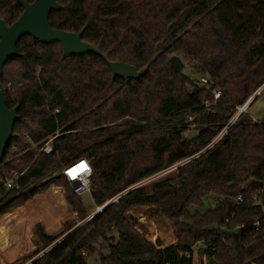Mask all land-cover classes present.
<instances>
[{"label":"trees","instance_id":"obj_1","mask_svg":"<svg viewBox=\"0 0 264 264\" xmlns=\"http://www.w3.org/2000/svg\"><path fill=\"white\" fill-rule=\"evenodd\" d=\"M57 1L62 9L50 13L52 27L84 29L82 39L110 61L148 71L113 80L96 54L63 58L60 43L31 36L17 43L18 55L0 78L7 106L20 105L0 175L24 173L8 194L0 186V216L51 184H69L53 174L82 158L92 166L93 203L109 202L59 241L39 231L45 251L30 264H87L101 250L107 254L100 264H195L184 234L199 244L201 264L203 257L211 264H264V120L241 115L201 152L264 86V0ZM22 11L19 0H0L8 25ZM172 55L189 58L196 77L176 72ZM50 136L53 152L36 155L30 145L38 148ZM68 202L83 215L72 196ZM139 206H155V217L175 227L177 244L158 248V240H148L128 218Z\"/></svg>","mask_w":264,"mask_h":264},{"label":"rangeland","instance_id":"obj_2","mask_svg":"<svg viewBox=\"0 0 264 264\" xmlns=\"http://www.w3.org/2000/svg\"><path fill=\"white\" fill-rule=\"evenodd\" d=\"M182 60L184 73L195 78L196 74L192 70L189 58L185 57ZM247 116L251 119L264 120V91H260L255 96L248 107ZM187 134L189 135V132ZM30 148L38 151L35 144H31ZM59 173L61 171L53 176ZM167 173L168 171H164L155 174L142 184L150 185L153 181L164 178ZM51 177L52 175L46 177L41 183ZM70 196L83 206V215L69 204ZM206 207L210 206L206 203ZM96 209L97 206L93 203L90 193L84 192L78 195L70 184L63 183L51 184L26 202L12 205L0 216V264H30L45 251L41 249L39 231L58 236L56 241H59L74 228L85 223L83 220L94 214ZM76 211L78 215H75ZM156 211L155 206L134 207L128 212V218L149 240H158L160 245H167L176 239L178 241V234L173 224L168 219H157ZM182 242L192 248L195 264H201L199 244L186 234L182 236ZM100 254L106 255L107 251H96L87 258V264H100ZM203 260V264H211L206 257H203Z\"/></svg>","mask_w":264,"mask_h":264},{"label":"water","instance_id":"obj_3","mask_svg":"<svg viewBox=\"0 0 264 264\" xmlns=\"http://www.w3.org/2000/svg\"><path fill=\"white\" fill-rule=\"evenodd\" d=\"M23 11L10 25L0 18V78L6 62L17 56V43L24 36H31L43 44L60 43L63 58L93 53L105 60L112 72V79H139L148 71V66L138 69L135 65L123 61H110L98 48L82 39L84 29L71 32L54 28L49 23L52 11H60L62 5L57 0H19ZM171 67L182 73L183 60L178 55L169 58ZM19 107H8L4 89L0 82V162L9 144L16 121L19 119ZM114 239V236H112Z\"/></svg>","mask_w":264,"mask_h":264},{"label":"built area","instance_id":"obj_4","mask_svg":"<svg viewBox=\"0 0 264 264\" xmlns=\"http://www.w3.org/2000/svg\"><path fill=\"white\" fill-rule=\"evenodd\" d=\"M201 81L203 83H207V78L202 77ZM9 88H10V84H8V86H7V89H9ZM263 89H264V86H262L258 91L253 93L242 105L238 106L237 112L235 113V115L228 121V123L222 128V130L213 138V140L201 152H205L207 149L211 148L215 143H217L227 133L228 129L234 123L237 122V120L239 119V117L241 115L247 114L248 107H249L250 103L253 101L255 96L260 91H262ZM214 94H215V99H217L220 96V90H215ZM251 122L252 123H260V120L251 119ZM55 136H50L47 139H45L44 141H42L37 148L38 151H37L36 155H38L39 153H45V154L52 153L53 152V139ZM199 154H197V155H199ZM189 159H186L182 162H179L178 164H176V165H174V166H172L169 169L164 170V171L170 172L172 170H175L180 164L184 163L185 161H188ZM82 164H84V166H86L84 169L81 168ZM77 167H79V168L77 169ZM73 169H76L75 173H71V170H73ZM164 171H161L158 174H160ZM23 173H24V171H22L20 173L13 172L10 175H4V176L0 175V186L3 188L4 194H8L9 192H11L12 190H14L18 187L19 179ZM61 173L65 176L66 180L72 186L75 193H77L78 195L81 193H84V192H88L91 194L90 178L92 175V166H91V162L88 158L79 159V160L75 161L74 163L64 167L63 170L61 171ZM258 196L259 195L257 193L254 194L253 199L257 200ZM237 200L239 202H241L243 200L242 194H239L237 196ZM108 203L109 202H106L103 205L97 206V209L94 212V214H91L88 218L84 219L83 221L86 222V221L90 220L95 214L100 212ZM75 215H78L77 211L75 212ZM83 221H81V222H83ZM260 228H261L260 222L256 221L255 229L260 230ZM248 264H256V263L250 262Z\"/></svg>","mask_w":264,"mask_h":264},{"label":"crops","instance_id":"obj_5","mask_svg":"<svg viewBox=\"0 0 264 264\" xmlns=\"http://www.w3.org/2000/svg\"><path fill=\"white\" fill-rule=\"evenodd\" d=\"M149 240V239H148ZM150 241H152L153 243H155L156 241H153V240H151L150 239ZM184 243V242H183ZM174 244H177V239H176V241H173L172 243H169V244H167V245H159L158 246V248H166V247H168V246H170V245H174ZM184 244H186V243H184Z\"/></svg>","mask_w":264,"mask_h":264},{"label":"bare ground","instance_id":"obj_6","mask_svg":"<svg viewBox=\"0 0 264 264\" xmlns=\"http://www.w3.org/2000/svg\"><path fill=\"white\" fill-rule=\"evenodd\" d=\"M82 165H84V164H82ZM79 167H77V169H78ZM75 171H76V169H73V170H71V173H75Z\"/></svg>","mask_w":264,"mask_h":264},{"label":"snow or ice","instance_id":"obj_7","mask_svg":"<svg viewBox=\"0 0 264 264\" xmlns=\"http://www.w3.org/2000/svg\"><path fill=\"white\" fill-rule=\"evenodd\" d=\"M85 167H86V166H84V165H81V168H82V169H84Z\"/></svg>","mask_w":264,"mask_h":264}]
</instances>
